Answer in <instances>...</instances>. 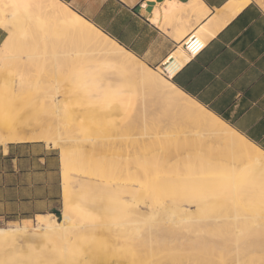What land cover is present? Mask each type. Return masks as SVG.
Returning <instances> with one entry per match:
<instances>
[{"label":"rangeland","instance_id":"1","mask_svg":"<svg viewBox=\"0 0 264 264\" xmlns=\"http://www.w3.org/2000/svg\"><path fill=\"white\" fill-rule=\"evenodd\" d=\"M0 6V26L8 33L0 47V121H10L11 130L15 132L48 129L74 139L66 145L77 156V162L68 172L66 186L61 166V208L45 217L67 223L62 215L65 199H68L71 205L80 207L83 214L70 213V224L75 221V224L85 225V231L80 234L68 230L59 238L37 229L35 219L1 223V228L25 226L26 229L8 230V238L0 239V264H71L59 255L60 240L61 243L71 242L69 246L79 250L76 264H235L233 259L238 251L232 247V241L218 246L214 238L212 241L187 234L172 240L162 229L151 230L156 221L149 226L148 214L137 219L142 223L139 231L117 224L120 220H132L133 212L128 208L133 201L125 205V200L132 196L130 193L137 185L124 183L123 179L130 171V142L140 129L162 134L155 146L162 147L164 155L189 147L209 156L215 165L236 164L224 144L216 136L205 134L204 128L193 123L179 108L168 111L156 105L151 97L139 91V86L125 70L97 54V50L91 51L84 39L70 33L67 43L58 23L31 16L16 17V12L8 16L11 7L6 3ZM59 50H67L70 60L79 56L82 59L69 69L67 63L64 69L62 66V72L51 74L49 69L55 63L53 53ZM152 69L162 79L169 80L161 68ZM54 86L58 88L56 100L60 102L50 105L45 97ZM72 88H79V92L84 88L87 92L75 97L70 95ZM124 107L128 108L125 116ZM139 110L144 114L139 115ZM173 137H178L179 141L173 143ZM53 147L60 157L59 148ZM160 158L161 155L154 162H161ZM178 166L180 171L186 167L182 163ZM252 175V181L264 194V173L253 172ZM158 178L160 182H169L176 176L164 173L158 174ZM153 192L148 201L150 207L162 209L171 201L184 200L183 204L170 207L193 216L198 213L186 202L192 196L191 190L168 184L157 186ZM143 209L147 213L145 206ZM24 223L28 225H22ZM168 225L170 223L162 224L166 228ZM244 239L242 246H248L241 250L240 264H264V247Z\"/></svg>","mask_w":264,"mask_h":264},{"label":"bare ground","instance_id":"2","mask_svg":"<svg viewBox=\"0 0 264 264\" xmlns=\"http://www.w3.org/2000/svg\"><path fill=\"white\" fill-rule=\"evenodd\" d=\"M246 2L247 0L237 2L233 9H228L229 12L232 14ZM0 3H6L11 7L8 10V16L16 12V17L31 16L37 17L36 19L44 18L51 20L54 23H58L61 28L62 37L65 40L68 34L69 36L75 34L78 36L74 35L75 37L81 38V40L84 39L87 46L91 47V51L92 49L94 52L97 50V54L99 53V55L110 59L125 70L129 77L134 80L132 81L136 82L139 86V91L151 97L156 105H160L168 111H172L174 107L182 110L193 123L204 128L205 134L216 136L219 142L223 143L229 150L230 158L237 161L236 164L219 163V165H215L209 156L201 155L189 147L164 155V152H161L162 147L155 146L162 134L154 132V130L150 132L140 129V132H137L136 137L130 142V152L132 155L130 156V171L123 179L124 183L137 185L136 189L130 193L132 196L125 200V205L133 201L132 206L128 208L130 212H133L131 213L132 220L129 218L117 221L119 226H124L128 230H138L142 223L137 219L143 217V214H148L147 216L150 215L147 217L149 224L156 221L155 225H158L157 227L154 225V228L150 227L151 230L155 228L157 230L162 229L166 232L168 238L170 237L169 239L172 240H177L180 236L187 234L190 237L193 236L199 239L207 237L212 240L214 238L215 241H212H217L216 243L220 244L218 246H223L227 241H232V247L236 252L238 251L233 259L235 264H240L241 250L248 246H242L245 243L242 242L245 237L246 239L248 238L247 241L264 247V194L252 181V178H254L252 177L253 172L264 173V153L258 147L246 141L232 128L208 113L200 104L185 97L171 81L162 79L156 75L154 69L144 64L136 56L111 40L59 0H0ZM177 6V3L169 2L167 11H175ZM189 12L196 14L200 18L205 15L206 8L202 4L195 2L189 7ZM40 13H43L44 16L41 17ZM223 22L224 19H218L214 16L205 26L196 29L194 33L206 41L207 37L217 30ZM41 34H44V32L42 31ZM66 41L68 43V40ZM85 41L83 44H86ZM178 52L175 53L178 54ZM175 53L173 54L175 55ZM53 55L55 63L49 69L51 70V74L62 72V66L64 69L67 63H69L67 65L69 69L82 59L79 56L80 58L78 57L76 60H70L67 50L56 51ZM59 57L66 58V62L60 61V59L57 60ZM175 57L178 58L179 56ZM180 60L177 59V62L180 63ZM173 65L174 62L167 68V78L173 73ZM78 90L79 88L70 89V95H76L75 97H77L81 92H87L84 88H81L80 92ZM56 93H58V88L54 86L52 92L45 97V102L50 105H57L60 101L56 100ZM127 110L128 108H123L124 116ZM137 113L139 115L144 114L140 110ZM142 125L144 126L145 122L144 124L142 122ZM11 128L10 121H0L1 144L40 140L46 143L51 142L52 146L59 148L64 185L66 186L68 172L75 162H77L76 154L72 153L74 150L70 146L67 147V142L72 143L74 139L62 137L61 133H57V131L53 133L54 131L48 129L43 131L15 132ZM178 141V137H173V143ZM159 155H161V162L156 164L154 159L157 160ZM180 163L186 166L182 171H180L178 166ZM164 173H172L176 178L169 182L158 181V174ZM142 176L147 177V179L143 180L142 178L144 177ZM168 184H171L173 188L179 186L193 191L191 198L187 199L186 202L188 205L196 208L198 211L196 215L193 216L192 213L188 212H177L170 207L171 204H183L184 200L177 201V203L171 201L169 205L162 207V209L148 205V201L152 197L155 188L159 185ZM124 189L126 188L124 187ZM64 205L65 211L62 219L67 223H59L55 219L48 220L46 217H38L36 228L41 229L47 236L55 237L57 235L60 236L59 238L68 230L75 234L85 231V228L83 229L85 225L78 224L79 222L75 224L74 221V224H70L72 220L70 213L72 214L73 212L77 213L78 216L81 215L80 207L71 205L68 199H65ZM143 206L146 207L147 213L143 209ZM157 215L159 216L158 219H156ZM163 222L164 224L170 223L168 228L162 226ZM152 225L150 224L149 226ZM112 227L114 226L112 225ZM88 229L86 228V230ZM114 229L117 230L118 228ZM122 232L125 233L123 230ZM8 236V229L0 228V239H6ZM60 241L58 242L59 255L67 260L66 262L76 264L80 255L79 250L71 247V242L61 243L62 241Z\"/></svg>","mask_w":264,"mask_h":264},{"label":"crops","instance_id":"3","mask_svg":"<svg viewBox=\"0 0 264 264\" xmlns=\"http://www.w3.org/2000/svg\"><path fill=\"white\" fill-rule=\"evenodd\" d=\"M59 1L147 66L167 76L174 62L172 84L264 153V0H247L232 14L243 0ZM169 2L175 11H167ZM195 2L206 8L200 18L189 12ZM214 16L223 24L188 56L184 39ZM7 34L0 26V47ZM61 190L56 148L40 140L0 143V224L55 214Z\"/></svg>","mask_w":264,"mask_h":264},{"label":"built area","instance_id":"4","mask_svg":"<svg viewBox=\"0 0 264 264\" xmlns=\"http://www.w3.org/2000/svg\"><path fill=\"white\" fill-rule=\"evenodd\" d=\"M205 44L202 37L192 32L184 39L183 48L188 56H195L205 47Z\"/></svg>","mask_w":264,"mask_h":264}]
</instances>
